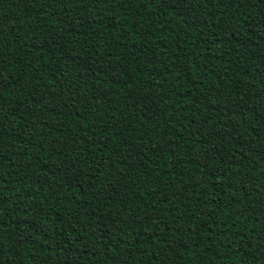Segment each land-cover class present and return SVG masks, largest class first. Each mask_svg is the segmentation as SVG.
<instances>
[{"label": "trees", "instance_id": "16d2710c", "mask_svg": "<svg viewBox=\"0 0 264 264\" xmlns=\"http://www.w3.org/2000/svg\"><path fill=\"white\" fill-rule=\"evenodd\" d=\"M0 264H264V0H0Z\"/></svg>", "mask_w": 264, "mask_h": 264}]
</instances>
